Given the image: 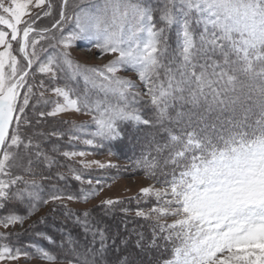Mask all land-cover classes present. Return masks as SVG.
I'll use <instances>...</instances> for the list:
<instances>
[{
    "label": "snow or ice",
    "instance_id": "1",
    "mask_svg": "<svg viewBox=\"0 0 264 264\" xmlns=\"http://www.w3.org/2000/svg\"><path fill=\"white\" fill-rule=\"evenodd\" d=\"M44 17L53 18L50 27L38 23ZM81 43L111 59L102 67L78 62L73 51ZM121 73H134L139 85ZM143 96L151 116L140 114ZM30 107L37 125L65 113L89 116L92 130L72 124L69 132L70 140L84 133L89 146L123 141L127 125L146 132L136 137L134 165L164 178L140 189L156 200L148 212L136 211L155 222L151 237L136 241L153 253L148 264H264V0H0V228L22 226L40 206L60 202L84 237L62 242L61 257L0 232V264L30 258L25 247L48 264H111L117 241L102 217L64 203H87L102 189L76 196L53 183L46 191L43 181L67 180L43 170L56 161L42 141L61 134L24 135L33 125ZM92 165L113 166L82 162ZM120 203L107 198L95 207L106 216Z\"/></svg>",
    "mask_w": 264,
    "mask_h": 264
},
{
    "label": "rangeland",
    "instance_id": "2",
    "mask_svg": "<svg viewBox=\"0 0 264 264\" xmlns=\"http://www.w3.org/2000/svg\"><path fill=\"white\" fill-rule=\"evenodd\" d=\"M54 2L58 4L59 0H54ZM52 22H53L52 17H44L38 23L40 24L41 27H50ZM89 47L90 46L87 45L86 43H81L80 46L73 51V57L82 64H86L88 66H95V67H102L107 62L108 59H111V57H107V56L101 59H97V50L93 48L91 51H89L88 50ZM121 75L133 79L134 82H136L139 85V80L137 79L134 73H121ZM45 80H47V78H45ZM58 83H62V81H59ZM48 95L50 98L54 99V97H51V93H49ZM147 99H149L147 96H143L140 98V100H147ZM40 107L42 109L45 108V106L43 105H41ZM46 107L47 110H51V105H48ZM26 112L28 113L29 118L33 121V125L31 128L27 126L22 128V132L24 135L27 136L32 135V132L35 129L42 130L46 134L51 133L53 131L59 132L61 134L60 136L46 135L45 138L43 139L42 143L45 146V150L48 151L49 154L53 156L56 161V164L52 167V169L50 170L43 169V170L45 171L46 174L51 173L52 175H55L57 171L64 173L67 176V180H64L62 182L67 181L66 184H68L67 186L69 187L64 188L66 185L60 186L59 185L60 181L58 183L56 181H52V182L43 181V183L47 184V185L45 184L46 191L52 190L51 185L53 183H55L56 187L60 189V191H62L63 193L71 194V195L75 194L76 196H80L82 188L84 189V191H88L90 188L102 189L97 196L91 198L87 203H84L82 198L76 201H65L64 203H66L69 208L80 211L85 209H89V210L93 209L94 211L95 210L101 211L99 208H96L95 206L98 205L101 200L111 198L114 200H119L121 202L120 204L115 206L116 209L119 208L122 210L123 209L128 210L132 207L135 208V206H137L138 207L137 209L135 208L134 210H129L130 212L123 211L125 213H129L133 216H136V211L138 209L148 212L151 207L156 205V200L154 197H150V198L140 197V189L143 187H148L153 184H155L156 187H160V185L147 179L146 177L132 174L131 170L127 168L126 163L119 161L110 153H104L103 146L85 145L83 143V139L89 137H87L84 133H79V132L76 133V135L81 137L79 140L69 139V132L72 130V124H76V125L84 124L87 126L88 130L93 129V125L91 124V118L89 116L80 113H65L57 117H45L43 118V120H41V123L37 125L35 121L37 119H40L38 115L33 113L31 107L27 109ZM53 147H55L57 151L53 152L52 151ZM64 151H68V152L85 151L88 153V155L84 157L77 156L69 159L61 155V153ZM92 161H99L100 163H103L105 165L110 164L113 166L99 168L96 165H92L87 169L82 167V162L90 163ZM69 169H73L75 170V172L81 174L85 180L92 179L93 184L88 185L87 183H85L81 185L79 181H76L73 178V174L72 172L69 171ZM97 180L100 181V184H96ZM72 185L74 186L75 189H77V186L80 189L76 192L74 191L75 189L73 191H69ZM57 204H60V202H56L55 204L49 203L47 205H42L39 207V210L34 215L29 216L27 219H25L22 226L16 225L7 230L0 228V232L7 231L8 233L11 234L12 242L18 244L20 240L18 236L21 235V233L23 234L29 231V229L30 231L34 230V227H36L37 224H40L38 221H40L45 215H47L48 211L54 205ZM21 212L23 215L27 216L26 209H21ZM146 220L148 222L153 223V225L155 223L152 219H146ZM168 222H171V220L169 219ZM109 223L115 224L113 221H110ZM112 233L115 235L117 234V231L113 229ZM20 245L24 246L25 244L24 245L20 244ZM24 250L29 252L30 258L21 257L19 261L11 262V264H48L46 260L40 258V254L37 253L34 248L25 247ZM115 251L117 252L119 250L116 249ZM136 251L137 252L135 255L136 256L135 262L136 264H141L140 262L147 257L148 252L141 251L138 248Z\"/></svg>",
    "mask_w": 264,
    "mask_h": 264
},
{
    "label": "trees",
    "instance_id": "3",
    "mask_svg": "<svg viewBox=\"0 0 264 264\" xmlns=\"http://www.w3.org/2000/svg\"><path fill=\"white\" fill-rule=\"evenodd\" d=\"M148 102L147 100H140V114L142 116H151L153 115V111L151 106L148 105L145 107ZM141 129H144L145 126L140 125L138 126ZM125 139L120 142H112L111 144L105 142L103 145V152L104 153H111L113 154L118 160L122 161L123 163L127 164V168H129L134 175H139L146 177L147 179L157 183L158 181H162L164 178L162 176H157L156 179H150L146 174L143 168L136 167L134 165L135 159L140 154L139 145L136 142V137L140 136L143 137L146 132H137L136 127L132 125L125 126ZM151 138V136H149ZM61 185H66L64 188L69 187L67 181L59 182ZM46 184V183H44ZM47 185V184H46ZM75 188L72 185L69 191H73ZM80 188L75 189L74 191H78ZM80 193V192H79ZM78 193V194H79ZM75 195V194H74ZM137 209L138 207L135 206ZM134 207L128 209L134 210ZM119 209V208H118ZM114 208L108 215L105 216L102 211L92 210L93 218L102 217L104 226L107 227L109 234L116 238V246L115 248L119 251H110L108 253V261L111 264H117L118 258L123 259L127 258L132 264H136V241L140 235H143L146 239L151 237L152 230H153V223L148 222L143 217H136L129 213L123 212L122 209ZM68 210L71 212H82L83 210H73L68 207ZM99 212V213H98ZM130 212V211H129ZM65 209L61 207L60 204L54 205L40 221V224H37L34 227V230L27 231L25 233H21L18 236L20 244H29L34 243L39 245L41 248L47 249L53 254L63 256V253L59 252V247L62 242H66L68 237L71 236V239L74 241H83V233L81 229L74 225L72 218H68L65 216ZM99 215V216H98ZM113 221L115 224H110L109 222ZM107 222V223H106ZM115 229L117 234H113L112 230ZM38 233H44L47 237H51L52 243L49 242L48 239L42 238L41 236L37 235ZM126 240L128 243L122 244L121 241ZM111 243V241H109ZM130 245V246H129ZM35 249V248H34ZM136 249V250H135ZM130 256V257H129ZM153 258V253L148 252L147 257L144 258L140 263L141 264H148V261Z\"/></svg>",
    "mask_w": 264,
    "mask_h": 264
}]
</instances>
